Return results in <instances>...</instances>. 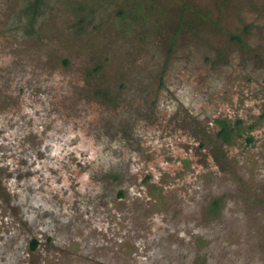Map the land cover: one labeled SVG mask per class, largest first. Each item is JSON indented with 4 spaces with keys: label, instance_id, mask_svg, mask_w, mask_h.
<instances>
[{
    "label": "rangeland",
    "instance_id": "1",
    "mask_svg": "<svg viewBox=\"0 0 264 264\" xmlns=\"http://www.w3.org/2000/svg\"><path fill=\"white\" fill-rule=\"evenodd\" d=\"M0 264H264V0H0Z\"/></svg>",
    "mask_w": 264,
    "mask_h": 264
}]
</instances>
